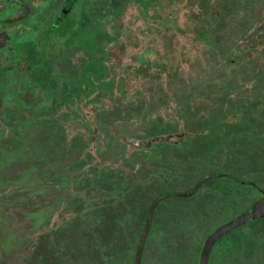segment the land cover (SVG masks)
<instances>
[{"label": "flooded vegetation", "instance_id": "af4514ba", "mask_svg": "<svg viewBox=\"0 0 264 264\" xmlns=\"http://www.w3.org/2000/svg\"><path fill=\"white\" fill-rule=\"evenodd\" d=\"M132 7L166 36L187 16L201 48L228 18L213 0H0V264H200L209 236L264 205V20L222 44L227 66L259 57L248 74L176 87L164 107L150 76L113 84ZM150 54L122 66L162 75ZM135 111L138 138L109 132ZM114 139L125 148L104 161ZM206 264H264V217L220 236Z\"/></svg>", "mask_w": 264, "mask_h": 264}, {"label": "rangeland", "instance_id": "374dc122", "mask_svg": "<svg viewBox=\"0 0 264 264\" xmlns=\"http://www.w3.org/2000/svg\"><path fill=\"white\" fill-rule=\"evenodd\" d=\"M216 5H227L228 18L220 23L215 40H213L212 46L202 47L195 42L194 28L188 21L187 16L181 14V18L178 19L179 25L183 28V33L179 36V33H168L167 36L163 30L155 27V24H148L146 20L141 17L140 10L135 7L129 8L124 17V32L118 42L114 45L111 52L110 69H114L113 84L120 79H124L125 86L129 89L145 88L147 85V79L150 76V82L153 84L149 86L155 90L157 87L161 90L162 98L160 103L166 107L169 104V95L175 92V88H182L185 85H193L198 91L202 90H215L218 88L223 79L228 78L230 81L237 83L242 75L248 74L251 69L259 63V57L247 58L240 64H233V66H227L222 64L221 59L226 55L224 45H227L233 36H243L240 32L243 28L249 25V21H255L260 16L261 20H264V0H213ZM229 11V12H228ZM239 25L238 32L236 33V27ZM151 26L150 28H148ZM144 32V33H143ZM235 34V35H234ZM220 44L222 49H220ZM153 48L155 52L160 54L152 55L150 57L157 61L159 64L164 62L166 72L162 75L154 72H150L146 80L144 77H136L135 71L124 66L130 64L138 56V52L144 51L145 48ZM264 53L262 54V56ZM164 56V59H163ZM137 60V59H136ZM186 62H190V65ZM125 64L124 66H122ZM122 69V73L119 71ZM117 70L119 71L117 73ZM182 70H187L184 72ZM117 73V74H115ZM156 73V74H155ZM117 76V77H116ZM161 76V77H159ZM215 80L216 87H210ZM118 84V83H117ZM163 87V88H162ZM219 93V92H217ZM220 94V93H219ZM106 102L112 104V100L107 97L104 98ZM118 99H115L117 101ZM109 111L108 107L103 108V112ZM174 111H171L170 116H173ZM138 112L135 111L134 116L138 120ZM103 117L111 120L112 116ZM133 122L128 124V128L125 124H110L109 132H115L121 137H126L129 140L138 138L137 136L143 132L147 127V120L143 121L139 117L137 121L135 118ZM122 121V120H120ZM105 135H107L105 133ZM125 146L120 139L109 142L103 147L104 161L109 160L113 154L123 152ZM114 158V156H113ZM115 162V161H114ZM177 200H172V203H176ZM179 201V200H178ZM169 202V204H172Z\"/></svg>", "mask_w": 264, "mask_h": 264}, {"label": "water", "instance_id": "95a60500", "mask_svg": "<svg viewBox=\"0 0 264 264\" xmlns=\"http://www.w3.org/2000/svg\"><path fill=\"white\" fill-rule=\"evenodd\" d=\"M191 193H192V191L189 192V193H186V194H182V196H188ZM150 211L148 212V215H147V222H146V226L144 228L143 237L146 234V232L148 230V227H149L150 218H151ZM258 217H264V205H262V204L254 206L250 213L245 214V215H241L237 219L231 221L226 226L218 229L215 233H213L211 236H209L207 238V240H206V242L204 244L203 250L201 252L200 264H206L207 263V258H208V254L210 252V249H211L213 243L220 236H222L225 233H227L228 231H230V230H232V229H234V228H236V227L248 222L249 220H252V219H255V218H258ZM143 237H142V239H143Z\"/></svg>", "mask_w": 264, "mask_h": 264}]
</instances>
